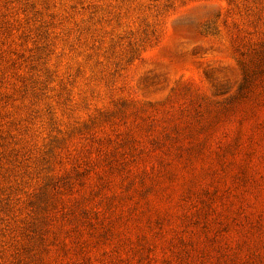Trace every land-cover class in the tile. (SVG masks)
Instances as JSON below:
<instances>
[{
	"label": "rangeland",
	"instance_id": "obj_1",
	"mask_svg": "<svg viewBox=\"0 0 264 264\" xmlns=\"http://www.w3.org/2000/svg\"><path fill=\"white\" fill-rule=\"evenodd\" d=\"M0 264H264V0H0Z\"/></svg>",
	"mask_w": 264,
	"mask_h": 264
}]
</instances>
